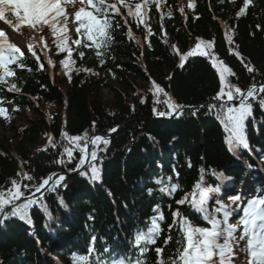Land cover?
I'll return each mask as SVG.
<instances>
[{
  "label": "trees",
  "instance_id": "obj_1",
  "mask_svg": "<svg viewBox=\"0 0 264 264\" xmlns=\"http://www.w3.org/2000/svg\"><path fill=\"white\" fill-rule=\"evenodd\" d=\"M105 2L110 3L109 0ZM126 2L134 6L142 0ZM160 2L159 10L154 4L149 6L144 17L146 23L139 26L124 9L123 19L110 13L114 40L103 56L105 63H99L94 49L84 48L81 49L85 52L83 58L77 51L73 52L72 59L76 63L70 71L60 63L67 54L58 52L53 43L56 38L50 29L45 27L36 33L43 37L44 47L47 45L44 49L51 65L46 62L31 32L22 26L16 28L5 23L25 41L26 67L10 66L15 76L8 81L15 82L20 90L9 92L8 84H0V99L11 100L31 117L24 119L25 127L8 128L12 135L9 142L0 141V190L7 191L15 179L21 183V191L31 195L23 188L24 184H39L53 172H73L69 169L76 168L79 151L74 150L75 159L68 162L63 151L71 145L63 133L74 136L87 132L89 136H102L112 128L117 131L109 139L106 151L98 154L102 159L94 162L100 169V180L90 179L88 167L83 170L86 175L79 172L65 177L56 191L44 192L37 198L38 203L29 209L31 225L18 217L3 219L0 223V264H41V261L51 264L49 258L53 256L63 264H79L80 256L87 257L85 264H118L120 261L123 264H158L155 248L164 249L161 257L167 259L181 246L177 243L181 233L178 223L173 224V212L179 210L197 227H211L202 213L187 203H176L193 191L201 174H205L203 186L220 187L219 192L210 194L208 208L212 212L219 206L217 200L231 194V189L224 187L226 181L234 183L239 177L234 165L243 172L241 175L255 169L243 148L229 151L225 142L228 134L218 119L217 109L209 111L207 104L218 106L220 103L212 99L220 88L212 57L235 73L228 81L242 91L246 92L253 84L257 88L264 85V31L257 28V25L264 27V0H253L246 13L239 17L236 13L243 0ZM178 2L182 5V15ZM190 2L193 8L188 7ZM81 6L92 10L87 8L86 2L81 5L76 0L75 10ZM72 8L71 2L65 6L72 21L69 34L75 39L77 24ZM116 20L121 25L118 28ZM228 35L232 37V44L227 42ZM200 41L212 44L210 55L189 57L181 68L179 56ZM29 46L36 56L28 50ZM236 52L240 53L239 58ZM241 59L256 72L249 74ZM41 64L43 69H40ZM76 68L91 71L76 72ZM153 81L164 89L163 93L153 95ZM103 90L108 97L102 95ZM168 97L185 109L197 108L195 115L184 112L169 121H165L168 117L155 116L153 107L167 111L165 101ZM260 97H264V93L252 102L253 115L245 122V135L256 160L262 161L264 166V109L258 103ZM233 104L238 106L235 101ZM49 136L55 148L49 144ZM157 151L164 152L160 158L164 170L151 166L158 158L157 153L154 154ZM61 159L64 164L57 163ZM25 172L34 180H23ZM157 180L161 183L157 184ZM169 180L179 185L172 196L160 191ZM157 208L159 211H155ZM161 215L163 219H159ZM216 215L222 219L221 213ZM154 218L161 229L160 235L141 255L135 237L151 227ZM65 223L70 228H66ZM62 229H66V233ZM169 236L172 239L165 245ZM116 244L123 253L110 258L106 251ZM241 248L243 242L235 249L234 264H246Z\"/></svg>",
  "mask_w": 264,
  "mask_h": 264
},
{
  "label": "snow or ice",
  "instance_id": "obj_2",
  "mask_svg": "<svg viewBox=\"0 0 264 264\" xmlns=\"http://www.w3.org/2000/svg\"><path fill=\"white\" fill-rule=\"evenodd\" d=\"M69 2L73 5L72 11H74L75 22L77 24L75 27L77 38L75 39L69 34V25L72 21L65 10V6ZM85 2L87 8L92 10H86L84 6L79 7V10H75L76 0H63L64 6H62V0H0V22L16 28L26 25L37 32L44 30L45 27L50 29L52 35L56 38L53 43L58 52L67 54L65 59L60 63L66 70L70 71L71 66L76 63L72 59L73 52L77 51L78 55L83 58L85 52L81 49L84 48L94 49L99 63L101 65L105 63L103 56L107 53L114 40L112 35L114 31L113 17L110 13L120 16L122 9H127L128 15L135 18L139 26V24L146 23L144 17L147 15L151 4H154L157 10L161 7L160 0H142V3L137 2L134 6L127 3L126 0H116L114 3H106L105 0H79L81 5H84ZM252 3L253 0H243L242 6L239 7L236 15L238 17L243 16ZM188 7L193 8L194 4L190 2ZM13 17L15 18L14 20L12 19ZM120 26L119 20H116L115 27L118 28ZM257 28L264 31V27L260 25H257ZM151 34V31H149V35ZM40 39L43 40V37H40ZM227 42L229 44L233 42L230 35L227 36ZM72 45L76 47L73 48ZM211 48V43L198 42L190 51L179 56V66L182 68L189 57L210 55ZM28 50L33 56H36L31 46H29ZM47 55L48 53L45 52V57ZM235 55L238 58L240 57L239 52H236ZM36 58L39 61V57L37 56ZM24 59L25 54L14 43L9 42L6 31L0 28V84H8L7 91L9 92H18L20 90L15 82L8 81L9 77L15 76V70L10 65L16 64L18 68L23 69L26 67ZM48 63L51 65L52 61L49 59ZM211 63L212 67L219 74L220 83L219 91L212 99L220 103L218 106L209 103L207 104V108L209 111L217 109L218 119H220L225 132L228 134L225 137V142L229 147V151L235 152L239 148L248 149L249 144L245 135V122L253 115L252 102L257 101L260 93H264V85L257 88L253 84L246 92L242 91L240 87L228 81L229 76L235 75L229 67L225 66L222 61L217 63L215 57H212ZM241 63L249 74L256 72V69L250 64L245 63L243 59H241ZM43 67V64H41L40 69H43ZM29 71L31 70L29 69ZM75 71L90 72L91 69L76 68ZM67 74L68 72L66 71L65 75ZM68 78L71 80V76H68ZM152 89H154V96L164 92V89L155 81L152 83ZM164 95L167 96L168 94L164 93ZM234 101H238V106L233 104ZM156 102L158 103L159 101L157 100ZM141 103H144L143 99ZM165 103L167 104V111H158L153 107V114L155 116L171 118L174 115H181L185 109L184 105L176 103L171 97H168ZM258 103L264 109V97H260ZM201 107L204 106L202 105ZM5 112V108L0 107V116H3ZM193 115H195V109H193ZM93 127H95V122ZM116 130L117 128H112L110 132H115ZM62 135L71 145V147H64L63 151V154H66L68 158V162L75 159L74 150H78L80 153L76 168L69 169V171L81 169L87 164L91 171L90 179L93 181L100 180V169L94 162L102 159L98 154L106 151L109 139L101 135L89 136L87 132L84 135L68 136L66 133ZM49 144L53 148L56 147V144L52 142L51 136H49ZM100 145H103V147H100ZM89 146H91L90 151ZM57 163L64 164L65 161L61 159ZM189 166L191 165L189 164ZM203 171L201 169V173ZM18 175L21 174L18 173ZM80 175L84 176L86 173L81 171ZM54 176L56 174L43 178L39 184H24L23 188L31 192L32 195L27 196L24 202L20 204L16 202L25 197V192L21 191L20 182L13 179L11 187L7 191L0 190V223H3V219L18 217L20 220H24L31 225L32 220L29 218V209L38 203V199L33 198L35 194L41 193L42 190L54 192L65 179L64 175H59L56 179H54ZM22 179L33 181L34 177L25 172L22 175ZM203 180L204 177L201 175L200 182L194 186L193 191L187 193L185 197L176 201V203L179 205L187 203L190 207L202 213L203 219L211 227H197L186 217L182 216L179 210L173 212V224L178 223L181 233V240L177 241V243L181 246L177 248L174 256L167 259L161 257L164 249L160 247L155 248L158 264H234L235 249L240 248L242 241L246 242V247L240 250L248 254L249 259L247 264H264V207H262L264 205V198L257 196L248 199L242 209L240 203L241 197L239 195L230 198L235 207L224 205L217 200L219 206L210 212L208 208L210 194L219 192L220 187H205L203 186ZM156 183L160 184L161 181L157 180ZM178 187L177 183H171L169 180V184L161 187L160 191L168 196H172ZM149 192L151 194V190ZM60 203H63L62 198ZM9 207L10 211H6V208ZM155 211H159V209L157 208ZM241 211L242 215L237 224L229 223V218L233 213ZM217 213L222 214V219L216 215ZM177 217L179 218L178 221L175 219ZM159 219H163V216L161 215ZM241 226L242 231L237 235ZM169 227L171 228L172 226L170 225ZM160 231L161 229L154 218L151 227L135 237V243L141 255L148 251L147 245L155 243V238L160 235ZM171 239L172 237L169 236L165 239L164 244L167 245ZM86 261V256L79 257V264H85ZM118 264H123V261L118 262Z\"/></svg>",
  "mask_w": 264,
  "mask_h": 264
},
{
  "label": "rangeland",
  "instance_id": "obj_3",
  "mask_svg": "<svg viewBox=\"0 0 264 264\" xmlns=\"http://www.w3.org/2000/svg\"><path fill=\"white\" fill-rule=\"evenodd\" d=\"M0 28H3V27H0ZM111 87L115 86L114 84H110ZM102 95L104 97H108V95L105 93V90L102 91ZM7 109L9 110V107H7ZM18 117H16V119L14 120L13 124H11L10 126H13L14 128H17V127H25L26 124L24 123V119L27 118V117H31V114H28V113H23V114H20V115H17ZM10 126H5L3 127L1 124H0V141H5V142H9L10 139H11V134L10 132L8 131V128Z\"/></svg>",
  "mask_w": 264,
  "mask_h": 264
},
{
  "label": "bare ground",
  "instance_id": "obj_4",
  "mask_svg": "<svg viewBox=\"0 0 264 264\" xmlns=\"http://www.w3.org/2000/svg\"><path fill=\"white\" fill-rule=\"evenodd\" d=\"M64 226H65L66 228H70V226H67L66 223L64 224ZM65 231H66V229H65V230L62 229V232L66 233Z\"/></svg>",
  "mask_w": 264,
  "mask_h": 264
}]
</instances>
